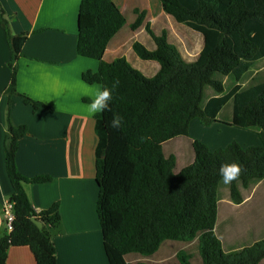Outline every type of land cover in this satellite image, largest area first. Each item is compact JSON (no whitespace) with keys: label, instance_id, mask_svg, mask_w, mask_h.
Wrapping results in <instances>:
<instances>
[{"label":"trees","instance_id":"1","mask_svg":"<svg viewBox=\"0 0 264 264\" xmlns=\"http://www.w3.org/2000/svg\"><path fill=\"white\" fill-rule=\"evenodd\" d=\"M163 10L176 22L200 33L204 45L196 60L186 63L167 36L155 35V48L135 41V58L155 61L158 71L145 76L124 56L104 59L111 41L127 24L126 15L113 0H82L79 9L77 51L99 61L97 72L83 73L90 84L111 86L118 80L112 110L95 115L97 145L96 180L99 186L97 213L109 264H152L151 258L163 242L183 244L198 241L199 264H260L264 239L226 252L216 234L220 189L229 190L235 203L243 191L264 181V81L243 87L242 80L264 58V0H160ZM130 24L137 31L145 23L146 11L135 10ZM12 50L9 63L10 98L20 95L38 109L44 103L17 89V60L28 33L13 35L2 18ZM148 25V24H147ZM146 25V26H147ZM233 82L227 86L225 79ZM233 100L228 125L253 129L261 144L243 147L237 142L212 151L191 139L193 160L177 171V160L167 155L166 142L190 138V127L198 119L205 126L218 122L223 107ZM113 114L125 118L122 129L110 127ZM28 132L8 115L4 140L6 169L14 203L12 231L0 235V264H7L12 247L27 246L36 264H58L52 231L61 223L59 203L37 211L25 189L27 183H45L51 176L29 178L17 166L20 140ZM143 138V140L141 139ZM238 162L242 171L230 184H223L221 165ZM43 223L38 227L32 218ZM179 264H193L184 248Z\"/></svg>","mask_w":264,"mask_h":264},{"label":"crops","instance_id":"2","mask_svg":"<svg viewBox=\"0 0 264 264\" xmlns=\"http://www.w3.org/2000/svg\"><path fill=\"white\" fill-rule=\"evenodd\" d=\"M81 1L0 0V235L6 229L4 205L12 193L4 148L10 114L16 125L28 127L17 152L21 173L29 178L52 177L45 183H27L25 189L37 211L59 203L61 223L52 231L58 264H109L97 213L95 116L87 112L90 98L102 86L87 83L82 76L97 72L99 61L77 51ZM113 1L125 15L136 18V9L147 12L151 7V0ZM151 13L146 14L148 21ZM2 18L13 35L28 33L16 62L18 91L52 111L36 109L18 94L9 103L12 50ZM120 36L107 48L106 61L127 55L112 54L123 50L125 38ZM132 61L139 63L135 56ZM153 67L157 72L159 64ZM249 130L250 146L260 145L258 132ZM243 194L241 203L231 201L229 190L220 195L215 230L226 252L264 239V181ZM7 264H36V260L29 247H12Z\"/></svg>","mask_w":264,"mask_h":264},{"label":"rangeland","instance_id":"3","mask_svg":"<svg viewBox=\"0 0 264 264\" xmlns=\"http://www.w3.org/2000/svg\"><path fill=\"white\" fill-rule=\"evenodd\" d=\"M147 12H152L150 20L148 21V17L146 16L145 23L137 31H132L130 28V24L135 21L136 17L131 14L126 15L127 24L115 38L117 39L120 35H122L120 37L125 38L123 50L116 51V54L112 52L114 56L123 53L127 54L122 56L128 60L130 65L141 71L145 76L152 77L156 73L153 63L157 65L158 63L155 61L141 60L137 57L139 65L135 64L132 61V56H135L133 43L135 39H139L148 48H152V46L155 47L153 34L162 35L165 33L168 42L174 46L186 63H191L197 59L204 45L203 37L200 33L190 29L185 24L176 22L172 16L163 10L160 0H151V7L147 8ZM225 81L227 86L233 82L231 78H226ZM259 81H264V58L245 75L241 83L243 87H248ZM232 114L233 100H230L219 113L218 122L210 126H205L200 120L195 119L191 123L190 138L176 137L166 142V154H173L176 157L177 171L193 160L191 139L204 142L212 151L226 148L233 142H237L243 147H248L250 144H253L251 143L252 138L246 136V133L250 131L249 129L229 126L227 124L232 120ZM226 191L228 189L222 186L220 195L222 196ZM181 248H184L185 251L192 255L193 264H199L200 254L198 241L183 244L171 240L163 242L159 251L151 258V263L179 264L177 253Z\"/></svg>","mask_w":264,"mask_h":264},{"label":"clouds","instance_id":"4","mask_svg":"<svg viewBox=\"0 0 264 264\" xmlns=\"http://www.w3.org/2000/svg\"><path fill=\"white\" fill-rule=\"evenodd\" d=\"M118 85L119 81L116 80L111 84V86L98 87L94 95L90 98V103L87 105L88 114L95 116L103 112L111 111ZM124 122L125 118L123 116L113 114L109 123L111 128L119 130L123 128ZM141 139L143 140V138ZM241 171L242 165L238 162L221 165L219 170L221 182L225 185L230 184L238 178Z\"/></svg>","mask_w":264,"mask_h":264},{"label":"built area","instance_id":"5","mask_svg":"<svg viewBox=\"0 0 264 264\" xmlns=\"http://www.w3.org/2000/svg\"><path fill=\"white\" fill-rule=\"evenodd\" d=\"M3 213H4L6 229L7 231L10 232L13 230L14 221H15L14 203L7 200L4 205Z\"/></svg>","mask_w":264,"mask_h":264},{"label":"water","instance_id":"6","mask_svg":"<svg viewBox=\"0 0 264 264\" xmlns=\"http://www.w3.org/2000/svg\"><path fill=\"white\" fill-rule=\"evenodd\" d=\"M32 221H33L38 227H40V228L43 227V223H42L40 220H38L36 217H33V218H32Z\"/></svg>","mask_w":264,"mask_h":264}]
</instances>
